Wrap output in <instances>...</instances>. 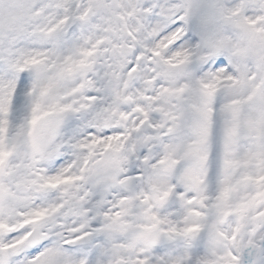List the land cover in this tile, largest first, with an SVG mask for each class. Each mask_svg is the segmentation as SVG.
Segmentation results:
<instances>
[{
	"label": "snow or ice",
	"instance_id": "snow-or-ice-1",
	"mask_svg": "<svg viewBox=\"0 0 264 264\" xmlns=\"http://www.w3.org/2000/svg\"><path fill=\"white\" fill-rule=\"evenodd\" d=\"M0 264H264V0H0Z\"/></svg>",
	"mask_w": 264,
	"mask_h": 264
}]
</instances>
